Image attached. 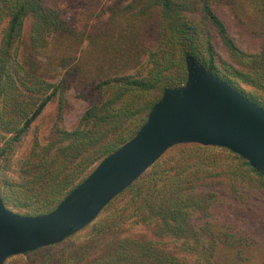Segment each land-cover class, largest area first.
Segmentation results:
<instances>
[{
    "label": "trees",
    "instance_id": "trees-1",
    "mask_svg": "<svg viewBox=\"0 0 264 264\" xmlns=\"http://www.w3.org/2000/svg\"><path fill=\"white\" fill-rule=\"evenodd\" d=\"M61 1L0 0V194L8 209L25 216L54 211L140 131L166 89L186 84L187 56L264 109V46L253 53L240 49L215 10L236 0H131L109 7L100 24V15L86 12L93 22L83 32ZM82 1L92 9L103 0ZM257 3L264 33V0ZM66 69L90 83L82 95L90 106L72 130L63 126L66 78H51ZM55 102L48 138L35 137L21 153ZM221 188L248 199L257 193L264 202V174L243 157L226 148L175 145L93 223L66 239L70 245L12 256L5 264H218L223 254L224 264L240 263L242 240L214 222ZM137 224L179 250L124 235ZM84 231V239L73 241Z\"/></svg>",
    "mask_w": 264,
    "mask_h": 264
},
{
    "label": "water",
    "instance_id": "water-1",
    "mask_svg": "<svg viewBox=\"0 0 264 264\" xmlns=\"http://www.w3.org/2000/svg\"><path fill=\"white\" fill-rule=\"evenodd\" d=\"M186 65V84L166 89L140 131L106 157L54 211L21 215L8 209L0 194V264L60 244L85 229L175 145L226 148L264 174V109L196 58L187 56Z\"/></svg>",
    "mask_w": 264,
    "mask_h": 264
},
{
    "label": "rangeland",
    "instance_id": "rangeland-1",
    "mask_svg": "<svg viewBox=\"0 0 264 264\" xmlns=\"http://www.w3.org/2000/svg\"><path fill=\"white\" fill-rule=\"evenodd\" d=\"M130 1L103 0L100 6H93L92 9L90 6L91 2L84 4L82 0H77L76 6L72 7L65 0L60 3H62L61 6L67 12V17L72 21L77 31L83 32L87 23L93 22L87 17L86 12L88 13L89 11L90 14L92 10V12L96 13L93 15L94 19L100 15L96 19V24H100L108 18L110 13L107 9L109 7H114L115 5L125 6ZM257 5V0H236L233 4L225 5L223 3L215 7L216 12L227 25L232 38L240 49L247 53L256 52L261 46H264L263 25L255 8ZM153 32H155V29H152V34ZM217 50L223 58H228L221 43L217 44ZM51 78L54 81L66 78L68 105L63 126L68 130H72L78 125L81 116L90 106V101L82 97V95L88 94L90 83L87 85L86 82L76 78L69 69L53 73ZM57 107L58 104L56 102L52 103L43 112L34 124L26 143L21 148V153L26 152L30 148L35 137L42 141L48 138L50 130L56 121ZM216 192L221 196V203L215 207L217 214L214 222L219 223L220 230L234 234L242 240L240 263L232 262L231 264H264V202L262 197L257 193L253 194V198L250 199L247 197L241 198L237 195L235 197L233 195L236 192L229 191L228 193L224 188L218 189ZM86 234L87 231H84L78 239L73 241L77 242L84 239ZM124 235L157 241L173 251L179 250L177 243L170 241L168 238H158L151 227L137 224L128 227ZM70 244V241H65L57 249ZM181 256L184 257L185 255L182 254ZM187 258L189 262L195 260L194 258ZM218 264H224V254L221 255Z\"/></svg>",
    "mask_w": 264,
    "mask_h": 264
}]
</instances>
